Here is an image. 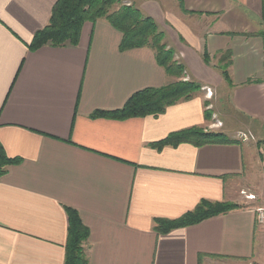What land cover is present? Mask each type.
<instances>
[{"label":"crops","instance_id":"crops-1","mask_svg":"<svg viewBox=\"0 0 264 264\" xmlns=\"http://www.w3.org/2000/svg\"><path fill=\"white\" fill-rule=\"evenodd\" d=\"M57 1L0 0V143L21 160L0 178V264H64L67 207L89 229V264H264V139L236 136L264 131V0H120L156 22L182 79L150 48L122 51L106 19L85 23L77 46L31 51ZM227 52L231 84L219 68ZM179 80L202 89L157 117L91 118ZM190 128L234 142L150 146ZM202 200L239 208L156 231V219H178Z\"/></svg>","mask_w":264,"mask_h":264},{"label":"trees","instance_id":"trees-1","mask_svg":"<svg viewBox=\"0 0 264 264\" xmlns=\"http://www.w3.org/2000/svg\"><path fill=\"white\" fill-rule=\"evenodd\" d=\"M100 19H106L122 33L120 46L122 51L150 48L154 51L158 64L164 68L169 76L178 79L184 78V67L175 61L173 51L169 50L163 42L164 34L156 22L152 18L144 16L135 7L122 5L120 0H58L52 10L49 24L35 35L29 49L35 51L45 45L77 46L84 24L87 22L95 23ZM224 55L225 58L223 57L221 62L228 59L230 54L227 52ZM204 61L209 65L210 56L208 52L204 53ZM227 69L228 65H220L224 79L231 84ZM201 89L202 87L196 82L179 80L159 89L139 91L129 98L123 108L114 111H96L91 115V118L125 120L133 117H157L165 113L168 107L193 99ZM206 117H208L207 114ZM233 142L220 132L190 128L172 133L150 146L161 151L165 147H177L184 143L202 147L210 144ZM20 161L19 158L8 157L0 143V178L7 173L10 166L16 165ZM238 208L239 205L229 202L202 200L194 210L178 219H156V231L160 234H167L175 229L196 225ZM66 212L68 234L64 264H89L84 248V243L90 236L89 229L83 224L76 210L67 207Z\"/></svg>","mask_w":264,"mask_h":264},{"label":"rangeland","instance_id":"rangeland-1","mask_svg":"<svg viewBox=\"0 0 264 264\" xmlns=\"http://www.w3.org/2000/svg\"><path fill=\"white\" fill-rule=\"evenodd\" d=\"M124 5H126V4H124ZM126 6H129V5H126ZM168 48V47H167ZM169 50H172V49H170V48H168ZM173 51V50H172ZM173 53H174V58H176V55H175V51H173ZM225 54V53H224ZM222 55V57H220L219 58V61H220V59L221 58H223L225 55ZM225 58V57H224ZM175 61H177L178 63H180L179 62V60H176L175 59ZM213 63H216L215 61L213 62ZM228 65V60L226 59L225 60V62L223 63V65H221V66H227ZM219 68H220V66H219ZM185 81H189V80H185ZM220 102V108L218 109L219 111H221L222 109H223V107L225 108V106L223 105V100H222V102H221V100L219 101ZM212 110H215V109H212ZM209 112V111H208ZM210 115V116H209ZM209 117H211V114H209L208 113V118ZM219 123H221V122H219ZM255 128H253L252 127V130H251V132L249 131H245V130H242V131H238L237 132V138H239L240 140H243V141H249V142H253V143H263L260 139H264V131H262L261 130V128L259 129L258 128V126H254ZM261 127V126H260ZM217 128V130H223L224 128H225V126H224V123H221V124H219V127H216ZM258 128V129H257ZM243 134H245V135H243ZM243 135V136H242ZM246 136V137H245ZM241 137V138H240ZM245 137V138H244ZM260 138V139H259ZM244 139H246V140H244ZM244 193L242 192L241 193V196L242 197H244L246 200H248L247 198H246V195H249V194H244ZM256 197V196H255ZM229 203H232V204H235L234 202H229ZM259 208H264V204L262 203L261 204V206L259 207Z\"/></svg>","mask_w":264,"mask_h":264},{"label":"built area","instance_id":"built-area-1","mask_svg":"<svg viewBox=\"0 0 264 264\" xmlns=\"http://www.w3.org/2000/svg\"><path fill=\"white\" fill-rule=\"evenodd\" d=\"M209 94H211L210 92H209ZM219 124H221V123H219V122H217V123H215L214 124V127H219ZM243 135H245V134H243ZM242 135V136H243ZM246 137V136H245ZM244 137V138H245ZM241 138V137H240ZM244 140H246V139H244ZM246 198L248 199V200H255L256 199V197L254 196V195H246ZM256 213H257V222H258V224L260 225V226H262V227H264V208H258L257 210H256Z\"/></svg>","mask_w":264,"mask_h":264}]
</instances>
